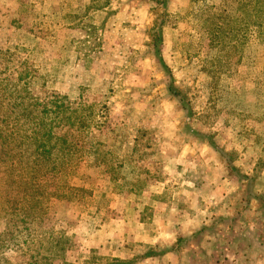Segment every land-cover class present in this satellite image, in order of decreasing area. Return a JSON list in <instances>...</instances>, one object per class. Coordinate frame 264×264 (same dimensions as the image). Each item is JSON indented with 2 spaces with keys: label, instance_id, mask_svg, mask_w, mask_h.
Returning <instances> with one entry per match:
<instances>
[{
  "label": "rangeland",
  "instance_id": "1",
  "mask_svg": "<svg viewBox=\"0 0 264 264\" xmlns=\"http://www.w3.org/2000/svg\"><path fill=\"white\" fill-rule=\"evenodd\" d=\"M25 61L81 105L41 264H264V0H0V77Z\"/></svg>",
  "mask_w": 264,
  "mask_h": 264
},
{
  "label": "trees",
  "instance_id": "2",
  "mask_svg": "<svg viewBox=\"0 0 264 264\" xmlns=\"http://www.w3.org/2000/svg\"><path fill=\"white\" fill-rule=\"evenodd\" d=\"M26 63H21L26 71L23 76L13 69L10 77H0V184L10 186L12 192L5 196L2 205L8 219L7 230L1 237L14 243L12 246L21 251L22 257L26 252L30 254L27 264H41L37 260L41 257V241L48 239L47 244L58 252L55 255L65 249L51 235L39 234L33 243L31 229L40 227L44 202L55 196L62 176L68 172L67 165H62L63 159L72 157L73 149L77 154V141L63 128H80L81 119L76 114L81 105L68 107L56 95L42 99L33 96L28 87L30 75ZM15 232L24 234V239L19 240Z\"/></svg>",
  "mask_w": 264,
  "mask_h": 264
}]
</instances>
